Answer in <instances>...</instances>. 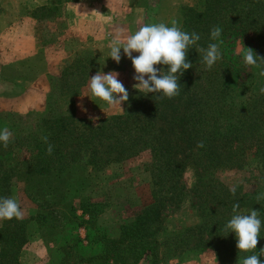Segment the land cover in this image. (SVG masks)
<instances>
[{
	"label": "trees",
	"instance_id": "16d2710c",
	"mask_svg": "<svg viewBox=\"0 0 264 264\" xmlns=\"http://www.w3.org/2000/svg\"><path fill=\"white\" fill-rule=\"evenodd\" d=\"M180 19L183 31L199 34V47L217 43L210 38L216 26L223 43L222 59L211 70L195 46L189 50L192 68L178 81L179 96L158 99L136 92L121 114L95 122L46 111L24 130L0 118V130L12 133L7 149L0 144V198H9L17 184L36 207L26 219L2 220L0 264H19L20 250L35 240L51 247L50 264H138L143 258L157 264L159 257L181 259L205 251L222 264H238L248 254L237 249L235 233L224 231L236 203L239 212L260 211L257 252L264 248V199H256L264 191L244 192L215 177L222 170H241L247 155L264 169V94L259 91L264 77L243 60L246 48L264 57V0H198L180 8ZM246 37L253 46H242L244 52L236 56L228 43ZM92 62L90 56H75L67 68L74 73ZM45 136L53 145L51 155ZM200 141L203 148L197 147ZM143 154L149 157L151 203L128 223L102 227L98 217L104 204L88 195L97 172ZM186 169L194 171L190 188L182 183ZM189 200L193 204L186 210L197 223L184 227L172 213L184 211Z\"/></svg>",
	"mask_w": 264,
	"mask_h": 264
},
{
	"label": "rangeland",
	"instance_id": "374dc122",
	"mask_svg": "<svg viewBox=\"0 0 264 264\" xmlns=\"http://www.w3.org/2000/svg\"><path fill=\"white\" fill-rule=\"evenodd\" d=\"M68 1L46 0L47 4L40 6L43 8L41 11L33 13L35 9L40 7L28 10L26 16L22 13V17L18 20L19 23L22 21L24 23L29 18L33 38L40 46L41 52L39 54L32 58H24L11 52L8 48L0 47V103H4V95L17 94L10 86L12 84L5 85L9 90L4 88L2 80L12 83L17 80H30L40 70L38 69L40 64L47 65L48 71L49 91L44 102H39V105L41 104L40 110L0 113L1 120H6L8 124L20 125L22 128L25 127L24 130H28L33 118L35 116H45L46 111L52 115H67L71 112L75 118H80L86 122H95L108 116L121 114L126 104L136 95L138 90L133 87L136 81L133 79L135 73L130 69L132 66L131 60L124 56L123 49H121L119 64L109 56L110 43L114 39V35L120 34L121 38H125L146 24L165 23L171 26L173 20L179 26L181 20L180 8L192 7L198 0H126L123 4V7H126V14H122L123 17L117 15V21L122 19L127 26L124 25V22H119V26L114 27L113 33L108 25H103L106 29L103 34L100 33L98 36L99 39L102 38L103 41H106L104 44L106 49L99 53H95L89 48V43H95L94 36L91 37V35L77 30L68 23L64 8L65 3ZM120 5V3H104V8H116L111 10L113 12L111 15H114L115 12L119 14ZM106 34H110L112 38L110 39V36L108 37ZM244 41L247 44L243 45ZM0 46L4 45L0 42ZM227 46H231L233 54L238 56L244 52L245 47L242 46H253V44H250L249 37H246L244 40L240 38L233 39ZM136 55L138 53L134 52L133 56ZM75 56L80 59L90 56L93 58V62L87 64L84 70L69 73L67 67ZM98 71L105 74L110 71L119 73L118 80L123 83L129 92V100L121 105L123 110L109 108L104 102L91 96L88 87L89 81ZM72 93L75 94L70 96ZM36 101L38 100L33 98L22 99V104H28L31 107L36 103L38 104ZM148 163V155L143 154L139 157L111 163L97 172L94 188L88 192V195L93 200L104 204V211L98 217V223L102 227L113 228L119 223H128L133 220L136 212L151 203V177L145 169V165ZM215 177L230 186H242L244 192H253L256 189L264 191V169H257L254 159L249 155H247V162L241 170H222L216 173ZM193 181L194 171L186 169L182 176V183L186 188H190ZM10 197L15 198L20 204L24 213L23 219L35 214L36 207L27 199L22 187L13 184ZM189 201L188 204H185L184 211L172 213L175 218L179 219L180 225L184 227L197 223L194 213L186 210L188 205L193 204V201ZM240 213L248 214V212ZM1 222L2 220L0 224ZM50 250L51 247L41 240L28 242L20 250L18 262L19 264H50L48 257ZM138 264H149V258H143ZM157 264L222 263L214 258L212 252L205 251L190 254L181 259L159 257Z\"/></svg>",
	"mask_w": 264,
	"mask_h": 264
},
{
	"label": "clouds",
	"instance_id": "9594fccd",
	"mask_svg": "<svg viewBox=\"0 0 264 264\" xmlns=\"http://www.w3.org/2000/svg\"><path fill=\"white\" fill-rule=\"evenodd\" d=\"M221 34L222 29L219 26L213 27L210 38L217 43H210L205 49L198 46L199 34L183 31L175 20L171 22V26L165 23L146 24L125 38L118 34L110 43L109 56L119 64L123 49L124 56L131 60L134 68L133 79L137 83L133 87L138 92H143L145 96L149 93L158 94V99H173L180 95V77L192 68V63L187 58L189 50L195 46L196 51L203 54L206 70H211L222 59ZM246 49L243 54L245 65L260 69L259 75L264 77V57L258 56L251 48ZM134 52L138 55L133 56ZM158 65L160 67H157ZM164 66H167L166 71ZM118 76L119 73L114 71L107 74L98 71L90 78L88 87L92 97L104 102L109 108L123 110L121 105L129 100V92L118 80ZM259 91L264 94V87ZM42 140L48 145L47 154L51 155L53 145L48 143L47 136L42 137ZM11 142L12 133L8 128L0 130V144L4 149H7ZM197 147L203 148L204 142H198ZM229 191L235 196V187ZM256 199H264V193L259 194ZM239 207L238 203L233 204V215L224 226L225 232L235 233L239 252L248 254L242 257L238 264H264L260 259L264 256V248L257 252L262 227L260 211L251 209L248 214H242L238 211ZM23 217L24 213L15 198H0V220H22Z\"/></svg>",
	"mask_w": 264,
	"mask_h": 264
},
{
	"label": "crops",
	"instance_id": "0c3cea01",
	"mask_svg": "<svg viewBox=\"0 0 264 264\" xmlns=\"http://www.w3.org/2000/svg\"><path fill=\"white\" fill-rule=\"evenodd\" d=\"M125 1L126 0H69L65 3L64 8L68 17V23L72 27L91 35V37L94 36L95 43H89V48L95 53H99L106 49V46H104L106 41H103L102 38L99 39L98 36L100 33L103 34V31L106 29L103 25H108L112 32L114 27L119 26V22H124V25L127 26L124 20L121 19V21H117V15L121 16L122 14H126V7H123ZM104 3H120L119 14L115 12L114 15H111L113 14L111 10L116 8L109 7L106 9L104 8ZM45 4H47L46 0H0V42L4 45L0 47L8 48L11 52L21 55L24 58H32L39 54L41 52L40 46H38L33 38L29 18L27 19L26 17L27 20L24 23L23 21L19 23L18 20L22 17V13L26 16L28 10ZM106 35L108 37L110 36V34ZM115 37L114 35V38ZM111 38L112 36H110V39ZM38 69L40 70L33 75L30 80H17L13 83L2 80L4 88L9 90L5 85L12 84L10 86L17 94L4 95V103H0V113L27 112L32 109L40 110L41 104L39 105V102H44L49 91V85L47 80V65L43 66V64H40ZM130 69L134 72L133 66H131ZM30 98L38 100L36 101L38 104L36 103V105L31 107H29L28 104H22V99L27 100Z\"/></svg>",
	"mask_w": 264,
	"mask_h": 264
}]
</instances>
